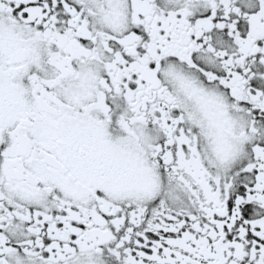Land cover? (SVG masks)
Masks as SVG:
<instances>
[{
  "label": "snow or ice",
  "instance_id": "1",
  "mask_svg": "<svg viewBox=\"0 0 264 264\" xmlns=\"http://www.w3.org/2000/svg\"><path fill=\"white\" fill-rule=\"evenodd\" d=\"M0 264H264V0H0Z\"/></svg>",
  "mask_w": 264,
  "mask_h": 264
}]
</instances>
